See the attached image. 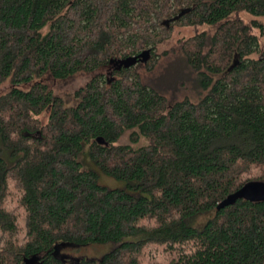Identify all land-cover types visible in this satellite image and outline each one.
<instances>
[{
  "label": "trees",
  "instance_id": "trees-1",
  "mask_svg": "<svg viewBox=\"0 0 264 264\" xmlns=\"http://www.w3.org/2000/svg\"><path fill=\"white\" fill-rule=\"evenodd\" d=\"M245 12L264 0H0V264H264V200L218 208L264 182V24ZM198 25L213 30L158 52ZM176 51L197 101L138 69ZM79 72L94 75L68 104L48 78ZM130 128L148 143L116 144ZM107 242L98 260L60 256Z\"/></svg>",
  "mask_w": 264,
  "mask_h": 264
},
{
  "label": "rangeland",
  "instance_id": "rangeland-1",
  "mask_svg": "<svg viewBox=\"0 0 264 264\" xmlns=\"http://www.w3.org/2000/svg\"><path fill=\"white\" fill-rule=\"evenodd\" d=\"M242 17L249 23L253 21H261L264 24V16H256L250 13H242ZM208 30L211 32L213 29L208 25H198V26H176V28L171 33L169 39H167L162 45L159 46L158 52L162 53L165 50L177 47L180 41L186 39L190 36L200 33L202 31ZM254 31L256 34L261 36L260 40L264 46V33L258 26H254ZM150 58V57H149ZM143 59V57H141ZM146 59H148L146 57ZM113 65L107 67L104 72L106 75L111 77ZM139 71L141 72L142 78L147 82L152 83L170 100H181L186 97L193 101H197L201 92L199 91V82L194 75L188 70L183 55L181 52L176 51L175 53H169L168 55H161L159 62L151 69H144L139 65ZM94 75V73L79 72L75 76L61 81H54L48 78V83L51 88L54 89L56 94H59L64 98L68 104H74L76 101L75 92L84 86ZM10 87V81L7 80L0 88V93H4ZM49 108H47L41 115L40 118L42 122H46L49 115ZM137 130V128L127 129L122 136L115 142L116 144H133L134 146H142L148 143L146 137L141 136L139 140H133L131 134ZM1 140V138H0ZM1 142V141H0ZM1 148V145H0ZM81 154L79 160H81ZM92 167L91 170H95L98 173V181L100 184L105 185L109 188L116 189H127V183L125 180L118 179L116 177L105 174L89 157ZM85 168V167H84ZM88 169V168H85ZM119 242H107V243H90L87 245L75 246L71 244H66L63 248L64 253L60 256H67L70 260H76L81 258L89 259H100L106 253L112 251L118 246ZM152 251V250H150ZM161 256V253H160Z\"/></svg>",
  "mask_w": 264,
  "mask_h": 264
},
{
  "label": "water",
  "instance_id": "water-1",
  "mask_svg": "<svg viewBox=\"0 0 264 264\" xmlns=\"http://www.w3.org/2000/svg\"><path fill=\"white\" fill-rule=\"evenodd\" d=\"M248 199L251 201L264 200V182L253 181L249 182L237 191L227 196L219 205L218 208H222L235 203L238 199Z\"/></svg>",
  "mask_w": 264,
  "mask_h": 264
}]
</instances>
